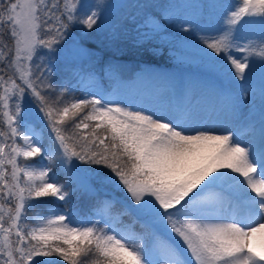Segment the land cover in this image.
<instances>
[{
    "label": "snow or ice",
    "instance_id": "snow-or-ice-1",
    "mask_svg": "<svg viewBox=\"0 0 264 264\" xmlns=\"http://www.w3.org/2000/svg\"><path fill=\"white\" fill-rule=\"evenodd\" d=\"M108 7L0 0V264H264V0L201 6L222 9L221 27L198 45L227 67L233 111L250 91L256 103L259 74V138L247 141L239 126L220 134L198 127L186 105L147 110L95 93L65 100L51 56L74 27L99 28ZM168 20L193 29L176 12ZM68 121L72 135L62 128ZM74 184L123 193L121 211L112 217L102 202L92 221L41 209L45 197L71 206ZM128 213L147 239L119 228Z\"/></svg>",
    "mask_w": 264,
    "mask_h": 264
},
{
    "label": "rangeland",
    "instance_id": "rangeland-1",
    "mask_svg": "<svg viewBox=\"0 0 264 264\" xmlns=\"http://www.w3.org/2000/svg\"><path fill=\"white\" fill-rule=\"evenodd\" d=\"M90 2V0H89ZM105 8L101 15L99 28L81 29L76 26L58 46L51 56L52 73L55 67L60 70L61 84L67 90L65 100L83 98L95 93L97 97L105 95L113 100L147 110L166 109L177 105L190 106L199 120L198 127L220 134L224 129L239 126L241 140L259 138V74L251 81L255 90L256 103H252V92L244 94L247 104L231 108L234 87L224 62L214 59L210 49L200 50L199 35L214 34L221 27V8L205 9L202 0H102ZM231 3L224 0L222 4ZM168 5L179 8L167 9ZM176 12L182 19L191 21L193 29L184 32L168 20V12ZM146 22L148 26H146ZM152 25L156 27L153 28ZM185 27H188L185 25ZM147 34L145 37L143 34ZM83 38L99 48L87 46ZM117 38L129 39L139 47H145L153 55H165L178 65H152L143 63L133 78L122 82L117 77L116 61L105 53L104 46H110ZM101 44V45H100ZM46 52V50H44ZM51 73V74H52ZM87 111V109L85 110ZM39 125V121H36ZM93 125L95 122H91ZM42 127V126H40ZM45 144L48 142V129H43ZM66 174V173H65ZM51 175V174H50ZM67 176V174H66ZM67 178V177H66ZM61 183V182H60ZM71 206L57 200L61 205L56 211L76 212V219H99L97 215L102 202L112 204L111 216L115 217V206L123 200V193L111 187L89 191L86 186L73 185ZM94 195L93 210L81 211L78 204L87 196ZM44 207L49 203L44 201ZM79 202V203H77ZM48 204V205H47ZM108 219V214L105 215ZM133 235L127 225L119 226ZM145 239L148 233L135 234Z\"/></svg>",
    "mask_w": 264,
    "mask_h": 264
},
{
    "label": "trees",
    "instance_id": "trees-1",
    "mask_svg": "<svg viewBox=\"0 0 264 264\" xmlns=\"http://www.w3.org/2000/svg\"><path fill=\"white\" fill-rule=\"evenodd\" d=\"M125 50H126V52L129 55L132 54V51L130 49H125ZM126 52H124V54H126ZM128 54H126V55H128ZM52 80H53V78H52ZM53 82L56 84V82L54 80H53ZM70 125H71V121H68L62 126L63 129H66V132H65L66 135H72L73 132H74V130L71 131L72 127ZM101 132H102V130H101ZM90 167L91 168H98L100 166H90ZM53 170L57 173V176L60 177L61 174L58 172L57 167L54 166ZM60 179L62 180V178H60ZM44 199H46V197L45 198H41V200H44ZM88 201H90L89 198L86 199L85 202L82 203V205L87 204ZM120 223H130L131 224V228H134V229H136L138 231H142L143 230V228L141 227L142 224H140V222L137 221L136 217L131 215L130 213L125 214V215H121L120 218H119V224ZM61 264H63V262H61Z\"/></svg>",
    "mask_w": 264,
    "mask_h": 264
}]
</instances>
